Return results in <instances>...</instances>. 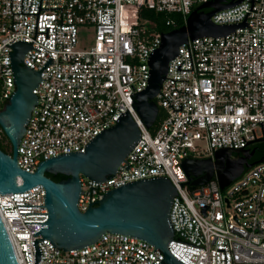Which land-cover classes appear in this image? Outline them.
<instances>
[{
  "label": "built area",
  "instance_id": "2783aa9c",
  "mask_svg": "<svg viewBox=\"0 0 264 264\" xmlns=\"http://www.w3.org/2000/svg\"><path fill=\"white\" fill-rule=\"evenodd\" d=\"M21 1L22 13H37L40 0H0V110L15 90L12 43L32 42L41 51H26L23 62L31 69L40 70L49 57L52 63L41 71L46 80L33 89L37 105L17 145L19 168L32 173L48 158L84 152L102 129L129 113L141 133L139 142L111 178L98 184L80 176L79 210L125 183L165 176L178 194L169 211L173 238L167 249L174 257L183 264H264V160L223 189L216 178L188 185L182 166L187 158L247 148L264 138V0H242L216 11L214 24L235 28L178 47L154 98L158 114L150 127L134 102L148 86V59L162 33L184 25L209 0H41L40 8L61 9H39L37 32L48 27V37L36 33L34 41L36 14H13L21 13ZM147 11L162 15L168 29H156ZM80 29H92L90 46L79 47ZM44 197L41 184L0 193V214L19 264H34L32 241L43 238L33 235L40 223L25 222H45L48 210L17 205H45ZM37 246L38 264H161L164 256L143 239L110 232L79 249L65 251L49 239Z\"/></svg>",
  "mask_w": 264,
  "mask_h": 264
},
{
  "label": "water",
  "instance_id": "95a60500",
  "mask_svg": "<svg viewBox=\"0 0 264 264\" xmlns=\"http://www.w3.org/2000/svg\"><path fill=\"white\" fill-rule=\"evenodd\" d=\"M240 1L242 0H209L192 11L184 25L161 34L160 46L148 59L150 68L148 86L136 94L134 101L136 111L146 127H150L157 117L158 105L154 98L166 73L168 61L177 54L178 47L187 39L199 36L217 37L229 33L235 28L234 25H216L211 21V16L216 11L234 6ZM40 2L41 0L37 13H22V1L21 13H13L36 14L33 41L36 33H46L48 37V27L46 32H37L39 9H61L40 8ZM206 8L209 10L205 11ZM31 43L17 40L10 45L13 47V52L9 55L15 90L5 107L0 110V129L10 142L11 150L5 152L0 148V193H20L35 185H43L45 205L17 206L47 207L48 213L44 214H48V219L45 222H25V224L40 223V229L33 235L40 234L42 239H49L59 249L65 251L79 249L96 242L106 232L119 233L143 239L155 249H159L164 254L159 262L161 264H183L167 249L168 243L173 238L169 211L177 192L176 187L165 176L125 183L106 191L103 197L96 201L98 202L96 205L89 201L85 211H80L78 208L81 191L80 176L94 180L98 184L99 181L111 178L121 161L139 142L141 133L129 113H121L115 125L102 129L85 145L84 152L73 151L48 158L39 163L32 173L19 168L17 145L21 142L31 111L37 105V95L33 93V89L40 80H46L41 79V71L52 63L49 57L38 71L24 64L23 57L26 51L31 48L36 49ZM263 140L264 138H261L255 142ZM253 154L254 149L247 147L220 149L215 151L213 156L206 158H187L182 163L188 179L187 184L193 187L200 186L216 178L220 188L223 189L245 168L252 165L248 163V159ZM128 168L127 162L125 169ZM47 173H61L66 178L54 181L46 175ZM42 239L32 241L34 264H38L40 260L41 249L37 246V241ZM175 241L180 242L179 238ZM218 250L224 251V249ZM0 264H19L1 214Z\"/></svg>",
  "mask_w": 264,
  "mask_h": 264
},
{
  "label": "trees",
  "instance_id": "16d2710c",
  "mask_svg": "<svg viewBox=\"0 0 264 264\" xmlns=\"http://www.w3.org/2000/svg\"><path fill=\"white\" fill-rule=\"evenodd\" d=\"M146 14H149L152 16L151 19L154 22L153 26L156 29L160 31H166L168 29L162 23L164 19L162 15H154L152 11H147ZM181 26H182V22L179 24L178 27H181ZM1 136L2 137H0V148L5 152L10 151L11 150L10 142L8 141V139L6 138L3 132ZM3 139H5V142L2 141ZM250 148L254 149V155L256 158H258L259 160H264V141L254 142L250 145Z\"/></svg>",
  "mask_w": 264,
  "mask_h": 264
},
{
  "label": "rangeland",
  "instance_id": "374dc122",
  "mask_svg": "<svg viewBox=\"0 0 264 264\" xmlns=\"http://www.w3.org/2000/svg\"><path fill=\"white\" fill-rule=\"evenodd\" d=\"M78 40H79V47H88L91 45L93 41V31L92 29H80L79 34H78ZM5 142V139L2 140ZM199 147L201 149L205 148L204 144H200ZM204 153L202 152V156L204 157Z\"/></svg>",
  "mask_w": 264,
  "mask_h": 264
},
{
  "label": "flooded vegetation",
  "instance_id": "af4514ba",
  "mask_svg": "<svg viewBox=\"0 0 264 264\" xmlns=\"http://www.w3.org/2000/svg\"><path fill=\"white\" fill-rule=\"evenodd\" d=\"M205 11H208L209 9L206 8L204 9ZM264 141V140H263ZM250 148V145L248 146ZM251 149V148H250ZM259 159L255 157V155L253 154L249 159H248V163L254 164L255 162H257ZM246 169V168H245ZM48 177H50L51 179H53L54 181H60L62 179H65L66 176L61 174V173H47L46 174Z\"/></svg>",
  "mask_w": 264,
  "mask_h": 264
}]
</instances>
